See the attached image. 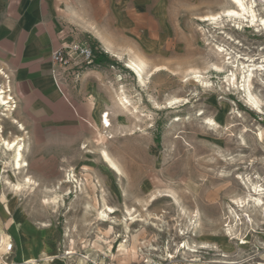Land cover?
I'll list each match as a JSON object with an SVG mask.
<instances>
[{
    "label": "rangeland",
    "instance_id": "1",
    "mask_svg": "<svg viewBox=\"0 0 264 264\" xmlns=\"http://www.w3.org/2000/svg\"><path fill=\"white\" fill-rule=\"evenodd\" d=\"M99 1L113 0L81 1L63 18L76 37L73 43L92 51V63L73 56L63 65L94 66L101 72L109 93L105 113L110 128L102 136L94 125L85 128L81 145L64 148L69 165L53 172L40 169L39 185L30 171L12 170V154L0 145L4 176H9L5 184L30 178L34 184L21 198L39 226L55 228L24 229L29 243L36 239L39 254H44L39 264L52 256L62 264H264V215L253 207L235 208L247 179L264 189V87L253 79L252 91L262 101L259 114L229 84L230 70L224 66L226 50L261 63L264 35L252 27L240 31L231 23L219 28L203 21L232 9L229 0H157L166 3L173 17L178 48L165 63L152 66L128 51L115 57L101 52L88 34L96 35L94 27L83 24L84 6L94 9ZM257 4L263 16V4ZM138 58L146 63L144 84L129 66ZM217 67L224 71L218 73ZM236 75L240 88L241 76ZM3 77L0 88L8 86ZM119 98H126L125 110L117 104ZM9 106L13 118L15 108ZM6 114L0 106V135L6 141L21 138L15 137L19 129ZM101 149L120 175L103 162ZM106 207L115 213L101 218ZM7 208L11 213L9 203ZM9 230L0 244L11 239L18 250L17 236ZM121 243L127 256H119ZM69 251L75 255H67Z\"/></svg>",
    "mask_w": 264,
    "mask_h": 264
},
{
    "label": "crops",
    "instance_id": "2",
    "mask_svg": "<svg viewBox=\"0 0 264 264\" xmlns=\"http://www.w3.org/2000/svg\"><path fill=\"white\" fill-rule=\"evenodd\" d=\"M81 1L0 0V71L7 77H3L4 83L16 103L13 118L23 129L15 136L25 145L27 165L22 171H30L38 185L40 169L53 172L66 168L69 163L64 148L81 145L85 128L94 125L99 129L100 113L109 110L108 88L98 69L73 68L51 58L53 51L75 41L63 18ZM85 6L83 24L94 27L96 35L88 34L101 52L115 57L128 51L152 66L176 54L175 25L166 3L113 0L99 1L94 9ZM4 179L9 176H4L0 161V236L12 229V224L13 229H55L39 226V218L28 209L21 193L6 192ZM3 254L0 251L3 263L24 264L14 243L12 253ZM25 254L34 256L36 264L44 256L39 254L36 239L31 240Z\"/></svg>",
    "mask_w": 264,
    "mask_h": 264
},
{
    "label": "bare ground",
    "instance_id": "3",
    "mask_svg": "<svg viewBox=\"0 0 264 264\" xmlns=\"http://www.w3.org/2000/svg\"><path fill=\"white\" fill-rule=\"evenodd\" d=\"M230 3L233 5L232 9H228L224 11L222 14H216L207 18H204L203 21H210L212 24L216 25L219 28H223L225 26V22L227 24H232L231 27L234 29L242 31L245 27H252L255 32H257L259 35H264V15L260 16V14L257 12L258 2L260 4H263V12H264V0H229ZM230 26V25H229ZM230 39V38H229ZM220 52V51H219ZM223 52V51H222ZM221 52V53H222ZM224 56H228L224 61V66H228V71L230 74L227 75L229 80V84L235 90L238 92H241L244 98V102L247 106H249L252 110L256 111L259 114H262V101L258 98L257 95H255L252 91V82L253 79H257V81L260 83L262 87H264V60H262L261 63L253 64L252 61L249 60V58H241L240 56H236L235 54H232L230 51H225ZM133 59V58H132ZM131 60V59H130ZM238 60L243 61L238 65ZM246 63V64H245ZM252 63V64H248ZM129 64V62H128ZM130 68L134 70L135 74L137 75L138 82L140 84H144V78H143V71L145 70L144 67L146 66V63L142 59H137L136 61L130 62ZM158 69V68H156ZM218 73H221L224 71V67H217L215 69ZM236 73L239 74L240 79V88L238 86V78ZM0 74H2L4 77H6L1 71ZM7 78V77H6ZM10 93L9 86L0 88V106L6 108V111L8 112L7 118H11L10 114V100L12 99ZM123 95V94H122ZM119 97V96H118ZM124 97V96H123ZM124 99L126 101V98H119L117 104H120L123 110L126 109V105L124 103ZM264 101V100H263ZM122 112V111H121ZM104 115V116H103ZM12 119V123L17 125V128L19 130H22V125H19L17 121L14 118ZM110 128V120L108 119V113H102L99 118V129H96V132L98 135L102 136L106 130ZM0 145L1 149L4 153H11L12 154V160H11V168L14 172L19 173L22 170V167H25L27 163L24 161L23 152L25 150V146L23 143V140L21 138H15L11 141H6L2 138L0 135ZM100 155L103 160V162L106 164V166L109 169H113L117 172L118 175H120V170L113 162L112 158L108 154L107 151L101 149ZM13 192L21 193L24 189H28L34 182L30 178H26L21 183L16 184H10L6 183ZM245 186V195L243 198L238 199L236 201V207L237 209L245 210L248 208H254L255 210H259L264 215V199H263V192L264 189L261 185L257 182L256 184H252L249 179H247L244 183ZM162 197V196H159ZM168 197V196H164ZM173 201L175 204H178L177 199L172 196ZM156 198H153L152 201H155ZM178 207L180 210H183L181 206L178 204ZM115 210L110 207H106L104 211L99 212V216L101 218H108V215L114 214ZM158 219V218H156ZM130 221L135 222L136 220L134 217L131 216ZM105 221V220H104ZM128 221V219H127ZM45 227V226H43ZM38 230V229H36ZM10 234H15L17 236V244H18V254L19 258L23 260L24 264H36L37 259L34 256L26 257V248L30 246L29 241L27 242L26 237L27 235L24 232V229H10ZM227 232L230 234V230H227ZM28 239V237H27ZM7 240L5 239L0 244V251L3 252L5 250ZM205 248V247H204ZM187 250H189L188 247H186ZM206 249V248H205ZM190 252H194L192 250H189ZM21 253H24L23 256H21ZM119 256H127L128 250L125 244H120L118 248ZM5 255H8L7 253H4ZM3 254V255H4ZM67 255L73 256L75 253L73 251L67 252ZM4 259V258H3ZM0 259L1 262L4 260ZM87 259V258H84ZM43 261L46 264H61V260L57 256L52 257H46L43 259Z\"/></svg>",
    "mask_w": 264,
    "mask_h": 264
},
{
    "label": "built area",
    "instance_id": "4",
    "mask_svg": "<svg viewBox=\"0 0 264 264\" xmlns=\"http://www.w3.org/2000/svg\"><path fill=\"white\" fill-rule=\"evenodd\" d=\"M73 56L82 57L84 62H86L87 64L92 63V59H93L92 51L88 49V47L85 46L83 43H71L66 47H60L55 51H53L51 58L55 62L66 64L68 63V61H70V59L73 58ZM74 66H78V63L75 64ZM10 104H11V108L14 109L16 106L15 100L11 99ZM5 249L7 254H11L13 251V243L10 241L6 245ZM1 264H6V263L2 262Z\"/></svg>",
    "mask_w": 264,
    "mask_h": 264
},
{
    "label": "flooded vegetation",
    "instance_id": "5",
    "mask_svg": "<svg viewBox=\"0 0 264 264\" xmlns=\"http://www.w3.org/2000/svg\"><path fill=\"white\" fill-rule=\"evenodd\" d=\"M251 258H248L247 259V261H249ZM214 263H217V264H235V263H237V261H234V262H232V261H230V262H214Z\"/></svg>",
    "mask_w": 264,
    "mask_h": 264
},
{
    "label": "trees",
    "instance_id": "6",
    "mask_svg": "<svg viewBox=\"0 0 264 264\" xmlns=\"http://www.w3.org/2000/svg\"><path fill=\"white\" fill-rule=\"evenodd\" d=\"M95 62H99V61H98V59H97V60H95Z\"/></svg>",
    "mask_w": 264,
    "mask_h": 264
}]
</instances>
